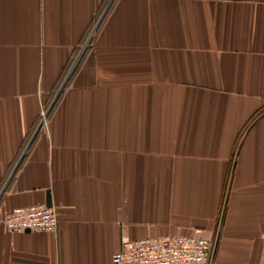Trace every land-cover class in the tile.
<instances>
[{
    "label": "crops",
    "instance_id": "1",
    "mask_svg": "<svg viewBox=\"0 0 264 264\" xmlns=\"http://www.w3.org/2000/svg\"><path fill=\"white\" fill-rule=\"evenodd\" d=\"M162 236L264 264V0H0V264Z\"/></svg>",
    "mask_w": 264,
    "mask_h": 264
},
{
    "label": "built area",
    "instance_id": "2",
    "mask_svg": "<svg viewBox=\"0 0 264 264\" xmlns=\"http://www.w3.org/2000/svg\"><path fill=\"white\" fill-rule=\"evenodd\" d=\"M41 113V125L46 124ZM13 233L55 232L58 226L54 211L46 206L16 208L3 220ZM217 239L162 236L125 241L111 259V264H213Z\"/></svg>",
    "mask_w": 264,
    "mask_h": 264
},
{
    "label": "trees",
    "instance_id": "3",
    "mask_svg": "<svg viewBox=\"0 0 264 264\" xmlns=\"http://www.w3.org/2000/svg\"><path fill=\"white\" fill-rule=\"evenodd\" d=\"M95 25H96V21H95V23H94L92 29L95 27ZM74 59H76V57H75ZM75 68H76V67H75ZM75 68H74L73 71L71 72V76H72L73 72L76 70ZM58 99H59V96L57 97L55 103L58 101ZM55 103L53 104V107H54ZM51 109H52V108H51ZM49 113H50V112H49ZM49 113H48V114H49ZM26 145H27V144H25V146H26Z\"/></svg>",
    "mask_w": 264,
    "mask_h": 264
},
{
    "label": "water",
    "instance_id": "4",
    "mask_svg": "<svg viewBox=\"0 0 264 264\" xmlns=\"http://www.w3.org/2000/svg\"><path fill=\"white\" fill-rule=\"evenodd\" d=\"M45 206H46L47 208H50V207H51L49 196H48L47 199H46V204H45Z\"/></svg>",
    "mask_w": 264,
    "mask_h": 264
}]
</instances>
